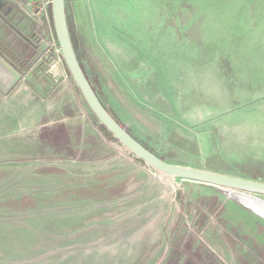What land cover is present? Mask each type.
<instances>
[{
    "label": "rangeland",
    "instance_id": "1",
    "mask_svg": "<svg viewBox=\"0 0 264 264\" xmlns=\"http://www.w3.org/2000/svg\"><path fill=\"white\" fill-rule=\"evenodd\" d=\"M65 3L90 82L132 136L169 162L264 181V0ZM48 14L49 37L36 42L50 50L21 79L47 80L34 95L56 116L79 111L78 138L59 131L50 146L18 130L5 108L0 264H264V196L241 201L210 185L205 202L198 188L207 184L133 154L87 105L53 45L51 7ZM12 96L0 94V106ZM87 114L98 133L81 129ZM121 161L134 169L118 180L131 195L115 192L109 169Z\"/></svg>",
    "mask_w": 264,
    "mask_h": 264
},
{
    "label": "crops",
    "instance_id": "2",
    "mask_svg": "<svg viewBox=\"0 0 264 264\" xmlns=\"http://www.w3.org/2000/svg\"><path fill=\"white\" fill-rule=\"evenodd\" d=\"M28 4L29 0H0V31L3 28L2 34H4V37L0 36V94L6 95L10 93L13 95L5 107L0 106V117L5 119L7 116L5 108H13V112L17 116L16 127L18 130H35L37 136L41 138L45 136L51 139L48 143L50 146L57 145L55 139L58 135L62 136L59 131L66 132L63 139L68 138L71 141H75L78 137L73 131L80 126L79 117H77L79 116V111L72 116L71 114H68L69 116H56V111L49 112L48 105L46 106L43 102L40 103L34 95V88L36 87L34 84L41 82L47 87V80L44 77H40V75L38 77L30 74L25 79H21L22 73L25 72L24 69L29 68L45 48H40L37 44L36 40H38V37L34 36L33 32L34 23L25 16L22 10H27L29 8ZM34 78L35 81L33 80ZM86 119L88 120L90 117ZM87 120L83 121L81 129L92 132V134L98 133L97 126ZM56 122L64 123V127L54 126ZM109 170H117L116 175L112 179L117 184L114 187L115 192H120L122 195H131L134 190L125 189L122 186H125L126 183L119 185L118 180L119 173L127 176L129 172L132 173L133 167L121 161V163L112 164ZM119 188L123 189L118 191ZM185 188H187V185ZM198 190H201L200 193L202 195L207 196V201L205 202H208L210 199V185L200 186ZM231 216V213H226L227 218H231ZM237 219H239V216L233 218L234 221Z\"/></svg>",
    "mask_w": 264,
    "mask_h": 264
},
{
    "label": "water",
    "instance_id": "3",
    "mask_svg": "<svg viewBox=\"0 0 264 264\" xmlns=\"http://www.w3.org/2000/svg\"><path fill=\"white\" fill-rule=\"evenodd\" d=\"M51 12L56 38L69 73L93 114L119 142L149 166L168 176L179 177L222 189L264 196V181L262 180L175 164L163 159L140 143L111 115L87 77L72 42L65 0H51ZM247 200L254 202L252 198ZM257 206L260 207L258 204ZM250 207L258 213L257 209Z\"/></svg>",
    "mask_w": 264,
    "mask_h": 264
},
{
    "label": "built area",
    "instance_id": "4",
    "mask_svg": "<svg viewBox=\"0 0 264 264\" xmlns=\"http://www.w3.org/2000/svg\"><path fill=\"white\" fill-rule=\"evenodd\" d=\"M28 6H29V8L27 10H24V9H22V10H23L25 16L30 18L34 23V26H35L33 28L34 36H36L38 38L49 37L48 36V31H49L48 8L51 7V0H29ZM52 39L54 40L53 45L55 47H57L60 51L57 38L53 37ZM49 50L50 49L47 48L44 51V53L42 54V57L47 52H49ZM60 53H61V51H60ZM225 190L231 194L238 196V199L241 201H244L246 199H250L252 197H254V198L255 197H261L259 195L245 193V192H239V191H235V190H228V189H225Z\"/></svg>",
    "mask_w": 264,
    "mask_h": 264
},
{
    "label": "trees",
    "instance_id": "5",
    "mask_svg": "<svg viewBox=\"0 0 264 264\" xmlns=\"http://www.w3.org/2000/svg\"><path fill=\"white\" fill-rule=\"evenodd\" d=\"M73 42V41H72ZM74 45V44H73ZM77 54V53H76ZM78 57V56H77ZM78 59H79V57H78ZM79 61H80V59H79ZM80 63H81V65H82V67H83V69H84V71H85V73H86V70H85V68H84V66H83V64H82V62L80 61ZM86 75H87V73H86ZM87 77H88V75H87ZM89 78V77H88ZM90 80V79H89ZM92 84V83H91ZM94 87V86H93ZM94 89H95V91H96V93H97V95L99 96V98H100V95H99V93L97 92V90H96V88L94 87ZM100 100H101V98H100ZM102 101V100H101ZM102 103L104 104V102L102 101ZM104 106L106 107V105L104 104ZM107 108V107H106ZM108 110V109H107ZM109 111V110H108ZM110 112V111H109ZM112 115V114H111ZM103 126V125H102ZM104 127V126H103ZM104 129H105V127H104ZM106 130V129H105ZM111 134V133H110ZM163 158V157H162ZM164 159V158H163ZM256 178V177H255Z\"/></svg>",
    "mask_w": 264,
    "mask_h": 264
}]
</instances>
